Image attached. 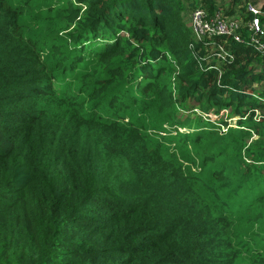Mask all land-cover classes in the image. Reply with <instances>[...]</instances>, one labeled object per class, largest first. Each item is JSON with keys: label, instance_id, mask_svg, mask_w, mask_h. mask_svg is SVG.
I'll return each mask as SVG.
<instances>
[{"label": "trees", "instance_id": "16d2710c", "mask_svg": "<svg viewBox=\"0 0 264 264\" xmlns=\"http://www.w3.org/2000/svg\"><path fill=\"white\" fill-rule=\"evenodd\" d=\"M260 3L0 0V264H264Z\"/></svg>", "mask_w": 264, "mask_h": 264}, {"label": "built area", "instance_id": "2783aa9c", "mask_svg": "<svg viewBox=\"0 0 264 264\" xmlns=\"http://www.w3.org/2000/svg\"><path fill=\"white\" fill-rule=\"evenodd\" d=\"M264 0L257 6L248 5V10L254 14V19L250 24H243L235 20H226L220 14L209 17L207 12L202 8H197L192 12L190 24L194 37L197 41L209 42L217 38H231L236 43H245L254 47L264 58V30L258 15L262 13ZM244 31L248 34L245 36ZM225 46H219L215 53L221 60L231 58L230 53ZM227 130V129H226Z\"/></svg>", "mask_w": 264, "mask_h": 264}, {"label": "rangeland", "instance_id": "374dc122", "mask_svg": "<svg viewBox=\"0 0 264 264\" xmlns=\"http://www.w3.org/2000/svg\"><path fill=\"white\" fill-rule=\"evenodd\" d=\"M224 110L225 109H222L219 113H215V110H212L210 113H202L199 110L198 112L183 113V117L191 115V116H189V119H195L196 116L202 115L204 118L210 119L211 121H213L215 123L214 129L224 131L227 129V125L224 124V120H227L231 124H235V121L233 120V119H235V117L230 115L231 109L228 108L226 112ZM256 115H259V116H256L255 118L257 120H260L259 119L261 116L260 111L258 113H256ZM232 117H234V118H232ZM238 126H239V124H238ZM187 128L189 129V127H187ZM255 137H256V135L253 138H255Z\"/></svg>", "mask_w": 264, "mask_h": 264}, {"label": "clouds", "instance_id": "9594fccd", "mask_svg": "<svg viewBox=\"0 0 264 264\" xmlns=\"http://www.w3.org/2000/svg\"><path fill=\"white\" fill-rule=\"evenodd\" d=\"M196 111H198V110H196ZM226 111H227V110H225V112H226ZM233 120H234V119H233ZM234 121H235V120H234ZM229 125H230V126H235V127L237 126V125H236V121H235V124H231V123H230ZM228 128H229V127H228V125H227V130H224V131H228Z\"/></svg>", "mask_w": 264, "mask_h": 264}]
</instances>
